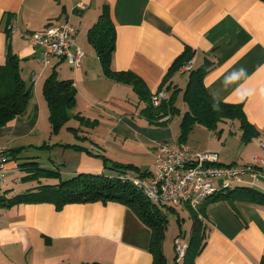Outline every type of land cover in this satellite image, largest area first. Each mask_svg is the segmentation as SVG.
Returning <instances> with one entry per match:
<instances>
[{"label":"crops","instance_id":"crops-1","mask_svg":"<svg viewBox=\"0 0 264 264\" xmlns=\"http://www.w3.org/2000/svg\"><path fill=\"white\" fill-rule=\"evenodd\" d=\"M105 13L116 33L112 70L142 78L151 98L161 90L168 99L174 95L175 114L158 117L154 108L149 114L150 98L106 73L90 39ZM54 21L76 29L86 53L80 68L60 57L45 66L39 61L42 48L25 39L26 32ZM186 46L193 51L192 70L209 69L208 93L217 101L242 103L253 125L245 139L237 119L215 128L196 124L186 143L217 152L225 164L245 165L264 156V0H0V64L15 54L32 88L28 111L0 129V146L9 154L2 195L38 192L79 173L114 176L111 162L131 165L125 173L130 178L153 174L158 144L178 141L182 133L192 70L164 78ZM53 73L76 88L77 116L59 132H53L43 93ZM40 169L58 176L39 174ZM234 207L236 212L222 199L205 205L198 219L205 246L193 264H264V204L235 201ZM163 211L169 220L163 242L167 264H183L175 260L174 240L181 235L190 244L196 217L184 206ZM169 212L176 215L174 229ZM151 236L135 212L116 201L60 207L31 201L0 208V264H153Z\"/></svg>","mask_w":264,"mask_h":264},{"label":"trees","instance_id":"trees-1","mask_svg":"<svg viewBox=\"0 0 264 264\" xmlns=\"http://www.w3.org/2000/svg\"><path fill=\"white\" fill-rule=\"evenodd\" d=\"M115 37L114 25L109 15L105 13L99 26L92 30L90 39L97 50L106 73L131 84L137 93L151 100L150 93L147 91V86L142 78L133 72L112 70L111 63L115 52ZM192 57L193 51L189 46H186L184 52L169 67L164 81L169 80L172 74L187 64ZM208 72L209 69L206 68L191 71L190 81L184 93V100L188 109L182 118V133L178 142L186 143L188 134L196 124L215 128L219 122L225 119L239 120L244 130V138L249 139L253 125L246 118L243 104L215 100L208 93L205 85V77ZM43 93L49 106L53 132H59L65 124L77 116L72 112L76 105L74 83L71 80H60L57 78L56 73H53L45 82ZM173 97L174 95L163 100L159 107H154L151 102L148 107L149 114L153 108L158 117L175 114L179 110L175 106ZM31 99L32 88L27 85L21 75L18 57L11 53L8 55L6 62L0 64V129L8 126L17 116L25 114L28 111ZM105 161L107 160L105 159ZM106 164H108V161ZM107 167L115 171L116 175L79 173L69 179L60 181L56 185L40 186L38 192H27L11 198L0 195V208H8L15 204L31 201H52L59 207L69 203L120 202L129 206L151 229L150 249L154 256L153 264H167L163 242L169 220L163 211V206L150 202L130 180L122 179V176L127 177L125 175L127 170L133 168L131 165L111 162ZM39 174L58 176L57 173L45 169H40ZM147 174L143 173L142 175ZM220 199L225 200L236 212L235 201L264 204V192L251 185L235 186L228 190L219 191L202 206L201 210H204L208 202ZM193 214L197 223L183 264H193L194 257L205 246V234L201 228V223L197 215L194 212ZM175 260L177 261V256Z\"/></svg>","mask_w":264,"mask_h":264},{"label":"built area","instance_id":"built-area-1","mask_svg":"<svg viewBox=\"0 0 264 264\" xmlns=\"http://www.w3.org/2000/svg\"><path fill=\"white\" fill-rule=\"evenodd\" d=\"M25 39L42 48L39 61L52 66V58L60 57L71 67H81L86 56L78 46L77 31L68 23L51 22L44 29L24 34ZM192 62L180 70L191 71ZM167 94L164 90L152 96L154 107H159ZM264 149V142L261 143ZM9 156L7 148L0 146V184L6 183L5 172ZM153 174L141 177H125L130 180L152 203L161 206L187 207L198 218L203 217L202 206L221 190L239 185L256 186L264 181V156L255 155L245 165L225 164L219 154L193 150L187 143L165 141L157 146ZM177 261L187 256L189 243L179 235L174 240Z\"/></svg>","mask_w":264,"mask_h":264},{"label":"rangeland","instance_id":"rangeland-1","mask_svg":"<svg viewBox=\"0 0 264 264\" xmlns=\"http://www.w3.org/2000/svg\"><path fill=\"white\" fill-rule=\"evenodd\" d=\"M256 189L264 192V187H262V186H258ZM4 193H5V191L0 188V195H2ZM169 216L171 217V223H170L171 225H170V227L174 229L176 227V224H177L176 223V215H175V213H170L169 212Z\"/></svg>","mask_w":264,"mask_h":264}]
</instances>
